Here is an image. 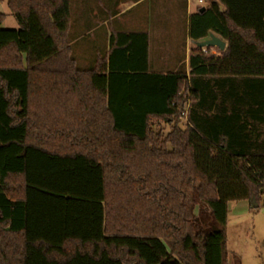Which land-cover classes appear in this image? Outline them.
Instances as JSON below:
<instances>
[{
	"label": "trees",
	"instance_id": "obj_1",
	"mask_svg": "<svg viewBox=\"0 0 264 264\" xmlns=\"http://www.w3.org/2000/svg\"><path fill=\"white\" fill-rule=\"evenodd\" d=\"M210 1L189 37L227 44L189 73L151 72L136 31L78 68L71 0H9L18 29L0 11V264H242L226 225L264 196V0Z\"/></svg>",
	"mask_w": 264,
	"mask_h": 264
},
{
	"label": "crops",
	"instance_id": "obj_2",
	"mask_svg": "<svg viewBox=\"0 0 264 264\" xmlns=\"http://www.w3.org/2000/svg\"><path fill=\"white\" fill-rule=\"evenodd\" d=\"M210 4V0H71V56L78 68L88 69L108 54L112 35L145 32L151 72L167 73L184 67L189 73L190 52L195 44L189 37L190 16ZM220 7L224 9L222 4ZM181 34L184 43L177 39Z\"/></svg>",
	"mask_w": 264,
	"mask_h": 264
},
{
	"label": "rangeland",
	"instance_id": "obj_3",
	"mask_svg": "<svg viewBox=\"0 0 264 264\" xmlns=\"http://www.w3.org/2000/svg\"><path fill=\"white\" fill-rule=\"evenodd\" d=\"M8 1L0 0V11L6 15L2 28L18 29L19 25L12 15ZM177 39L180 43L185 42L183 34L178 35ZM188 43L190 44V40ZM195 47L196 43L193 44V48ZM212 53L218 54L216 47L213 48ZM90 66L87 65L86 68ZM183 122H186L185 118ZM153 128L156 132L166 135L171 125L153 119ZM226 239L230 262L232 254H236L242 264H264V196L256 208L252 207L249 200L231 201L226 225Z\"/></svg>",
	"mask_w": 264,
	"mask_h": 264
},
{
	"label": "water",
	"instance_id": "obj_4",
	"mask_svg": "<svg viewBox=\"0 0 264 264\" xmlns=\"http://www.w3.org/2000/svg\"><path fill=\"white\" fill-rule=\"evenodd\" d=\"M204 9L205 7H202L201 11H203ZM195 43H196V46L201 49L210 48V47H218L221 50H223L226 46V42L222 38H220L219 36H217L216 34L212 32L209 34V37L207 39L202 40V41H197ZM252 207L253 208L258 207V203L256 202V199L254 196L252 198Z\"/></svg>",
	"mask_w": 264,
	"mask_h": 264
},
{
	"label": "built area",
	"instance_id": "obj_5",
	"mask_svg": "<svg viewBox=\"0 0 264 264\" xmlns=\"http://www.w3.org/2000/svg\"><path fill=\"white\" fill-rule=\"evenodd\" d=\"M200 2H202V0H200ZM204 51L206 50V48L203 49Z\"/></svg>",
	"mask_w": 264,
	"mask_h": 264
}]
</instances>
